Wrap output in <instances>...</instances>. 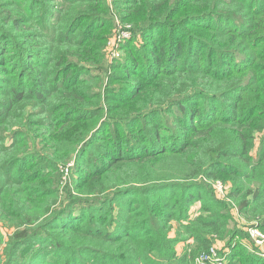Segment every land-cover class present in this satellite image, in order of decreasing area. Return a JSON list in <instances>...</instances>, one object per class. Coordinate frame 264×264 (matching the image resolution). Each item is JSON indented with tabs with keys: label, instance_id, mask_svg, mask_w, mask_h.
<instances>
[{
	"label": "trees",
	"instance_id": "1",
	"mask_svg": "<svg viewBox=\"0 0 264 264\" xmlns=\"http://www.w3.org/2000/svg\"><path fill=\"white\" fill-rule=\"evenodd\" d=\"M240 218L264 233V0H0V264H264Z\"/></svg>",
	"mask_w": 264,
	"mask_h": 264
},
{
	"label": "rangeland",
	"instance_id": "2",
	"mask_svg": "<svg viewBox=\"0 0 264 264\" xmlns=\"http://www.w3.org/2000/svg\"><path fill=\"white\" fill-rule=\"evenodd\" d=\"M58 3H60V1H56V4H58ZM55 13H56V10H52V16H54ZM112 14H113V17H114L113 20H115L116 23H114L112 32L110 34V41L107 43L106 47L104 48V53H105L107 59H109V61H112V62L113 61L123 62L121 67L125 68V63H124L125 61H123L125 56H126V52H127L125 46L127 44L126 41L130 40V37H128V39L125 40V38L123 37V35L121 33L122 32L121 28H129L128 27L129 25L122 24L120 22L119 17L115 16L114 13H112ZM98 26L99 25H97V27ZM143 41H144V37L143 36H138L134 42H135L136 46L139 47L143 43ZM115 53H119V56H113V54H115ZM142 62L140 64H142ZM115 71L118 74V72L121 71V68H119V67L115 68V69L112 68V72H115ZM90 73L92 74V72H90ZM117 74H116V76H118ZM132 79L133 78H129L125 82H129V80H132ZM117 84H118V82L114 81V79H113V81L110 84V86H116ZM257 137L259 138L260 135H258ZM258 138H256V140H255V148L256 149L259 146ZM72 165H73V163H70L68 165L69 168H65L64 170H62L64 172V176H65L63 181H62L63 182L62 183V189L67 187L70 190V188H72V184L74 182V178L77 177L78 172L77 171L75 172L74 169H72ZM221 182H222V185L224 186L222 188V191L217 189L216 186H215V189H216V192L218 193V195L220 197H223V195H226V192H227L226 190L227 189H226L223 181H221ZM167 189H169V188H167ZM155 190H158V192L161 194V196L166 197V193H165L166 189L163 190V189L155 188ZM222 192H224V193H222ZM61 196H62V199H63V198L66 197V194L64 192H62ZM126 202H128V203L131 202V199H128ZM136 203H137V200H134V204H136ZM200 206H201L200 200L194 201L192 206H191V208H190V211H189L190 214L191 215H197V212H198ZM77 207L80 208V206H77ZM121 210H122L121 206H118L116 203L112 202V203H110L107 206L106 209H104L100 213L99 212H95V208L89 207L88 208V213H87V215L85 217L87 218L88 214H89V216H92L95 220L105 219L106 224L104 225V227L106 228L107 226H109V223L113 222V220L114 221H118L119 220L118 219V212L121 211ZM86 223L88 224V222H86ZM96 223H97V221H96ZM94 224H95V222H94ZM244 224H247V226H244ZM251 225H254V223H250V222L247 223L246 220L240 218V221L238 222V230H239L238 233L242 232V233H240V235L242 234V237L243 238L245 237V240L252 244V245L249 244V246H250L249 248L251 250H253L256 253L258 252L262 256H264V251H263V249H261V245L258 244V241L260 240L259 237H256V236L252 235V230H250V228H249V226H251ZM175 229H176V225H175ZM10 232H11V230H10ZM174 232H175V230H174ZM257 232H259V230ZM186 245H187V242H180L177 245L178 246L177 247L178 251L181 253L186 248ZM39 248L40 247H37V248L34 249V247H32V244H31L27 248V252L36 251V249H37V253H39L38 252ZM45 248L46 249L44 250V252L48 256V258L50 259V258L54 257V253L56 252V250H53L50 247H45ZM190 250H192V249H190ZM41 251H43V249ZM196 256L193 258L191 264H194ZM37 257H40V256H37Z\"/></svg>",
	"mask_w": 264,
	"mask_h": 264
},
{
	"label": "built area",
	"instance_id": "3",
	"mask_svg": "<svg viewBox=\"0 0 264 264\" xmlns=\"http://www.w3.org/2000/svg\"><path fill=\"white\" fill-rule=\"evenodd\" d=\"M121 33L123 36H126V32ZM113 56H119V53H115ZM215 186L220 191H222V188L224 187L221 181H217ZM226 261V253L223 252L219 245L214 244L197 254L194 264H226Z\"/></svg>",
	"mask_w": 264,
	"mask_h": 264
},
{
	"label": "crops",
	"instance_id": "4",
	"mask_svg": "<svg viewBox=\"0 0 264 264\" xmlns=\"http://www.w3.org/2000/svg\"><path fill=\"white\" fill-rule=\"evenodd\" d=\"M250 230H252V235L259 237L260 240L258 241V244L261 245V249H263V251H264V233L262 231H260L259 229H255V228L250 229ZM258 230H259V232H257ZM248 245H249V243H248Z\"/></svg>",
	"mask_w": 264,
	"mask_h": 264
}]
</instances>
